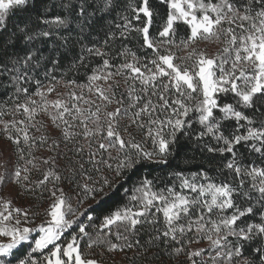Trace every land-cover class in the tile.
Here are the masks:
<instances>
[{
  "label": "snow or ice",
  "instance_id": "6c2138e0",
  "mask_svg": "<svg viewBox=\"0 0 264 264\" xmlns=\"http://www.w3.org/2000/svg\"><path fill=\"white\" fill-rule=\"evenodd\" d=\"M0 139V264H264V0H0Z\"/></svg>",
  "mask_w": 264,
  "mask_h": 264
},
{
  "label": "trees",
  "instance_id": "16d2710c",
  "mask_svg": "<svg viewBox=\"0 0 264 264\" xmlns=\"http://www.w3.org/2000/svg\"><path fill=\"white\" fill-rule=\"evenodd\" d=\"M180 55H183V53H179ZM77 79L82 80L83 77H77ZM0 146L2 147L5 144V141H3L2 139H0ZM41 153H43L44 155H47L48 153L43 152V150H41V152H38L37 155H41ZM195 155V153L189 152L188 156L191 157ZM199 156H197L196 160L192 161L190 164H185L183 162V154H181V156L172 158L170 160V164L169 165H160V166H156L153 165L151 166V176H157V177H164L167 175L168 172L174 171V170H185V172L187 173L189 170H196L199 167ZM148 172H145V175H147ZM24 201H21V203H23ZM195 247V245H194Z\"/></svg>",
  "mask_w": 264,
  "mask_h": 264
},
{
  "label": "rangeland",
  "instance_id": "374dc122",
  "mask_svg": "<svg viewBox=\"0 0 264 264\" xmlns=\"http://www.w3.org/2000/svg\"><path fill=\"white\" fill-rule=\"evenodd\" d=\"M201 47H203V45H201ZM215 50H216V46H215V45H212V46H210V47L208 48V51H209V52H214ZM0 144H1V143H0ZM4 145H5V144H4ZM4 145H3V146H4ZM3 146H2V147H3ZM0 147H1V146H0ZM200 246H203V245H200Z\"/></svg>",
  "mask_w": 264,
  "mask_h": 264
}]
</instances>
